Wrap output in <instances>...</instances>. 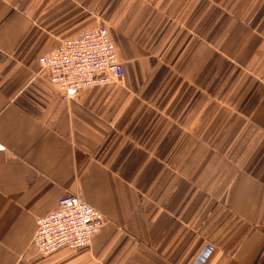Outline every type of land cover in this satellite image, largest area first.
I'll use <instances>...</instances> for the list:
<instances>
[{
  "label": "crops",
  "instance_id": "0c3cea01",
  "mask_svg": "<svg viewBox=\"0 0 264 264\" xmlns=\"http://www.w3.org/2000/svg\"><path fill=\"white\" fill-rule=\"evenodd\" d=\"M103 25L126 75L65 100L40 57ZM0 264H264V0H0ZM79 193L105 217L42 255Z\"/></svg>",
  "mask_w": 264,
  "mask_h": 264
},
{
  "label": "built area",
  "instance_id": "2783aa9c",
  "mask_svg": "<svg viewBox=\"0 0 264 264\" xmlns=\"http://www.w3.org/2000/svg\"><path fill=\"white\" fill-rule=\"evenodd\" d=\"M53 88L65 100L73 99L82 88L118 83L126 70L120 61L107 28L90 27L65 39L50 54L40 57ZM5 146L0 143V151ZM105 223L103 214L79 193L60 199L52 213L38 217L34 244L42 255L61 249H85Z\"/></svg>",
  "mask_w": 264,
  "mask_h": 264
}]
</instances>
